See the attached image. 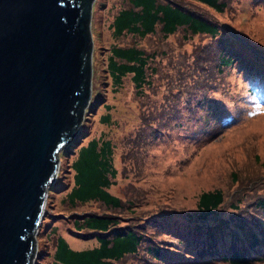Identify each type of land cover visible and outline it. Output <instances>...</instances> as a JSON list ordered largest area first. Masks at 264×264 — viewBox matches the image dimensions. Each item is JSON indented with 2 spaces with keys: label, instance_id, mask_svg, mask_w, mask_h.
Segmentation results:
<instances>
[{
  "label": "trees",
  "instance_id": "obj_1",
  "mask_svg": "<svg viewBox=\"0 0 264 264\" xmlns=\"http://www.w3.org/2000/svg\"><path fill=\"white\" fill-rule=\"evenodd\" d=\"M119 1L120 10L110 23L112 37L107 31L103 46L106 79L100 89L108 83L113 95L127 72L129 95L137 98L139 87H145L139 99L147 98L141 105L162 96L164 102L185 106L197 89L203 95L205 90L226 89L224 75L229 72L236 73L241 92L226 100L230 118L220 124L253 118L264 106V61L232 30L264 48L253 19L264 0H251L246 30L240 28L243 0H129V6ZM259 25L264 27L263 16ZM131 37L145 39V44L121 42ZM88 54L86 48L83 88H90ZM89 93L76 104L77 118L84 108L80 126L59 152L32 264H264V157L253 153L241 163L226 151L225 171L213 172L192 203L180 205L177 212L146 198L122 199L113 192L118 184L114 147L119 126L109 116V103H99L98 96L92 102ZM224 100L220 95L215 102L222 105ZM61 178H66L63 183ZM49 217L54 220L50 224ZM62 231L94 242L74 248Z\"/></svg>",
  "mask_w": 264,
  "mask_h": 264
},
{
  "label": "water",
  "instance_id": "obj_2",
  "mask_svg": "<svg viewBox=\"0 0 264 264\" xmlns=\"http://www.w3.org/2000/svg\"><path fill=\"white\" fill-rule=\"evenodd\" d=\"M92 1L0 0V264L34 258L58 151L90 96L82 81Z\"/></svg>",
  "mask_w": 264,
  "mask_h": 264
},
{
  "label": "rangeland",
  "instance_id": "obj_3",
  "mask_svg": "<svg viewBox=\"0 0 264 264\" xmlns=\"http://www.w3.org/2000/svg\"><path fill=\"white\" fill-rule=\"evenodd\" d=\"M122 1L130 5L129 0ZM250 1L243 0L241 4L243 9L240 16L243 19L249 12ZM119 10V0H93L88 23L92 42L91 99L94 102L98 96L99 103H109L106 107L109 116L119 126L115 132L114 147L118 184L113 187V192L122 199L146 198L148 203L157 202L175 211L180 205L192 203L194 193L209 184L213 172L225 171L227 165L223 155L226 151L234 152L241 163L247 162L253 153L264 157V106L255 112V117L227 126L220 124V120L226 122L230 118L231 108L228 105L217 108L215 101L210 99L212 93L207 90L204 95L198 89L189 93L185 106L164 102L162 96L161 101L156 99L141 105L140 102H145L147 98L139 99L145 87H139L137 98L129 95L126 90L129 85L127 72L122 75V85L113 95L106 89L108 83L106 88L100 89L102 78L106 79L103 66L107 51L103 46H107V31L112 37L110 23ZM257 13V17L253 18L258 24L256 30L264 38V27L259 25L264 17V8H258ZM246 27L240 28L246 30ZM135 38H124L121 42L137 47L145 44V39ZM114 40L118 42L117 38ZM235 75L225 73L224 80L228 87L221 91L216 88L218 96L221 95L225 100L239 96L241 89L234 80ZM149 100L148 97L147 102ZM247 115L245 113L242 117ZM109 129L113 128L110 126ZM233 158L229 156L228 160L233 161ZM65 179L61 178L59 182L63 183ZM155 188H162V191L158 192ZM53 221L49 217V224ZM62 233L74 248L89 246L94 242L75 238L65 231ZM40 246L42 249V242Z\"/></svg>",
  "mask_w": 264,
  "mask_h": 264
},
{
  "label": "clouds",
  "instance_id": "obj_4",
  "mask_svg": "<svg viewBox=\"0 0 264 264\" xmlns=\"http://www.w3.org/2000/svg\"><path fill=\"white\" fill-rule=\"evenodd\" d=\"M237 36V35H236ZM239 39H240V37L239 36H237ZM241 40V39H240ZM242 41V40H241ZM90 42H91V40H90ZM243 42V41H242ZM91 44H92V42H91ZM90 72H91V67H90ZM219 96H218V94H216V95H213L212 96V98H210V99H212V100H214L215 101V99L216 98H218ZM216 103V106H217V108H219V107H221V106H227L229 103L226 101V100H224V103L222 104V105H219L217 102H215ZM83 113H84V110H83ZM82 117H83V114H82ZM216 117H218V115H216ZM81 122V121H80ZM80 126V123H79V125H78V127ZM78 129V128H77ZM77 131V130H76ZM76 133V132H75ZM74 133V134H75ZM74 136V135H73ZM72 136V137H73ZM60 150L61 149H59V152H60ZM59 152H58V157H59ZM59 163H60V160H59ZM59 163H58V168L57 169H59ZM57 172H58V170H57ZM56 176H57V173H56ZM56 176H55V179H56ZM55 179H54V181H55ZM53 181V182H54ZM52 182V183H53ZM51 183V184H52ZM50 184V185H51ZM49 187V186H48ZM47 192H48V188H47ZM47 192H46V197H47ZM45 201H46V198H45ZM44 209H45V203H44V208H43V213H44ZM37 228H38V225H37ZM37 228L35 229V232H34V234H33V236H34V238H35V241L37 242V239H36V233H37ZM36 250H37V246H36ZM36 253V252H35ZM34 257H35V255H34ZM33 260H34V258H33Z\"/></svg>",
  "mask_w": 264,
  "mask_h": 264
}]
</instances>
